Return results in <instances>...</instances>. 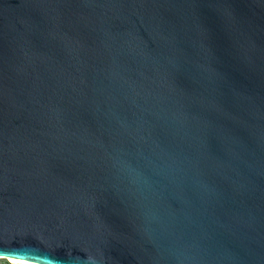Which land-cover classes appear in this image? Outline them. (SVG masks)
<instances>
[{"label":"water","instance_id":"1","mask_svg":"<svg viewBox=\"0 0 264 264\" xmlns=\"http://www.w3.org/2000/svg\"><path fill=\"white\" fill-rule=\"evenodd\" d=\"M0 259L264 264V0H0Z\"/></svg>","mask_w":264,"mask_h":264},{"label":"rangeland","instance_id":"2","mask_svg":"<svg viewBox=\"0 0 264 264\" xmlns=\"http://www.w3.org/2000/svg\"><path fill=\"white\" fill-rule=\"evenodd\" d=\"M0 264H31V263H25V262H21V261L13 262L12 260H1L0 259Z\"/></svg>","mask_w":264,"mask_h":264},{"label":"bare ground","instance_id":"3","mask_svg":"<svg viewBox=\"0 0 264 264\" xmlns=\"http://www.w3.org/2000/svg\"><path fill=\"white\" fill-rule=\"evenodd\" d=\"M12 260V259H11ZM13 262H15L16 260H12Z\"/></svg>","mask_w":264,"mask_h":264}]
</instances>
